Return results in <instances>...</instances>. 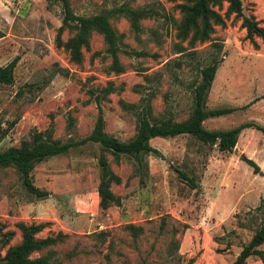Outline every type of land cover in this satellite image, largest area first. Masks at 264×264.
<instances>
[{"label":"rangeland","instance_id":"1","mask_svg":"<svg viewBox=\"0 0 264 264\" xmlns=\"http://www.w3.org/2000/svg\"><path fill=\"white\" fill-rule=\"evenodd\" d=\"M177 1L69 0L78 14L119 6L147 12L139 17L137 29L125 12L110 15L121 37L116 54L121 71H115L107 42L95 30L81 59L69 57L57 38L65 41L72 32L65 26L58 32L60 2L0 0V63L17 55L13 81L0 82V148L18 145L33 129L48 125L56 138L79 139L95 122L98 104L104 129L122 140L134 133L135 109L144 98L154 115L172 113L183 119L192 106L189 83L197 77L198 64L213 55L219 62L205 104L233 110L206 117L204 125L226 128L251 121L264 126L261 39L256 37L255 46L245 36L241 17L231 14L191 53L178 52ZM241 3L245 13L264 24V0ZM214 41L221 43L220 49ZM108 85L111 88L101 93ZM149 139L159 153L144 152L140 159L122 154L115 160L105 150L121 182L111 184L120 203L104 208L97 203L98 142L72 145L65 153L36 161L31 171L34 182L47 191L42 196L26 189L13 166L0 164L1 251L20 240L17 222L39 221V236L67 233L62 241L33 251L48 253L47 264H230L264 223V132L242 127L231 151L185 133ZM175 167L194 176L196 187ZM127 222L141 223L134 239L123 227ZM6 230L12 231L9 241ZM260 247L264 249V242ZM243 264H264V257L252 254Z\"/></svg>","mask_w":264,"mask_h":264},{"label":"trees","instance_id":"2","mask_svg":"<svg viewBox=\"0 0 264 264\" xmlns=\"http://www.w3.org/2000/svg\"><path fill=\"white\" fill-rule=\"evenodd\" d=\"M60 2L63 16L58 32L63 26L72 28V32L65 41H61L57 34L58 42L64 45L69 51V57L78 62L81 59L83 48L89 46L90 34L93 30L104 36L107 51L110 52V68L115 71H121L118 63L117 52L119 50V41L121 37L110 23V15L118 12H125L130 18V25L138 28L139 17L146 15L144 8H131L128 6H119L109 9H103L92 14H78L71 6L69 0H56ZM226 3L223 9V4ZM179 7L180 18L174 23L175 36L178 40L175 42V48L178 52L191 53L195 50L198 43L210 38V33L215 25H222L231 15L241 17V25L245 29V36L257 46L256 37L260 38L264 44V24L253 14H247L243 11L241 0H180L176 2ZM223 9V10H222ZM185 41V43H183ZM219 49L221 43L214 41ZM17 55L13 56L5 63H0V82L11 83L13 81V68L16 63ZM219 58L217 55L210 56L206 62L198 64L197 77L190 83L191 91V109L189 114L180 120H177L172 113L156 116L152 113V108L147 98L141 103L140 107L135 109L136 122L134 133L127 140H122L110 134L103 127L104 116L102 107L99 103V95H95L98 104V114L90 131L79 139L67 137L66 140L56 138L52 135L50 125L41 129H33L27 139L21 141L18 145L0 148V164L11 165L18 172L23 184L29 192L42 196L47 191L37 185L33 180V164L42 160L46 156L65 153L70 146L79 145L87 141L98 142L102 148L97 156L99 182L97 185L98 206L108 207L110 204L118 205L120 196L111 189L112 183L121 182V176L114 172L108 165L105 150L110 152L115 160H118L122 154H128L138 159L141 153L153 151L159 153L158 149L150 143L153 136H168L172 134H189L201 142L217 145L219 150L231 151L236 145L237 134L242 127H253L264 132V126L251 121H242L226 128L206 127L203 120L208 117H215L233 110L232 106H207L205 97L207 91L212 85L216 73ZM110 85L100 88L101 93L109 90ZM133 107V104H130ZM71 121V119H70ZM69 121V122H70ZM244 160L253 165L251 158L241 154ZM178 175L188 181L191 187H196L195 178L182 169L176 168ZM20 232L19 241L9 244L5 251H1L0 246V264H47L48 253L33 254L35 250L48 248L51 245L62 241L67 233L58 230L54 234L39 236L37 231L43 226L41 222L19 221L16 223ZM123 227L131 234L134 239L141 232V223L127 222ZM10 230L5 231V240L11 236ZM238 251L234 260L230 264H243L244 260L252 255L264 257V249L260 245L264 242V223L256 227L249 239ZM177 245V244H176ZM175 245V247H176ZM50 250V248H49ZM168 264H184L179 261L169 262Z\"/></svg>","mask_w":264,"mask_h":264}]
</instances>
